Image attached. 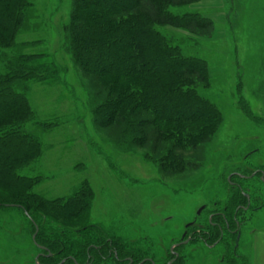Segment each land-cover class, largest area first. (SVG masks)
Wrapping results in <instances>:
<instances>
[{
	"label": "rangeland",
	"instance_id": "obj_1",
	"mask_svg": "<svg viewBox=\"0 0 264 264\" xmlns=\"http://www.w3.org/2000/svg\"><path fill=\"white\" fill-rule=\"evenodd\" d=\"M73 1L30 0L33 9L18 38L19 53L48 55L61 70L53 84L29 85L36 118L25 130L42 143L43 155L19 174L41 178L35 192L48 200L69 199L88 182L94 200L86 224L163 264L203 204H225L230 199L221 183L226 185L225 175L231 172L224 165L264 147V0H203L171 9L176 15L199 13L213 21L211 38L159 28L186 56L207 62L211 86L200 94L218 107L223 119L211 143L201 150L205 157L186 154L198 169L175 177L146 160L145 150H122L112 141L115 134L98 127L94 109L100 99L99 83L86 76L67 51L65 28ZM37 123L55 128L44 131ZM0 200L12 201L8 196ZM62 222L72 234L82 225ZM45 227L47 234L63 231L51 221ZM258 232L256 241L262 243L264 231ZM71 233L67 232V241H72ZM32 238L21 213L0 210V264H38L41 253ZM245 244L241 253L250 264H264V250L256 256ZM188 264L205 263L192 258Z\"/></svg>",
	"mask_w": 264,
	"mask_h": 264
},
{
	"label": "trees",
	"instance_id": "obj_2",
	"mask_svg": "<svg viewBox=\"0 0 264 264\" xmlns=\"http://www.w3.org/2000/svg\"><path fill=\"white\" fill-rule=\"evenodd\" d=\"M202 1L74 0L65 28L72 60L101 88L94 109L98 127L115 134L112 141L122 150H145L146 160L168 177L198 169L186 154L205 157L201 150L223 121L218 107L200 94L211 86L207 62L186 56L159 31L170 27L211 38L213 21L199 13L171 11ZM32 9L30 0H0V197L12 200H0V210L21 213L33 236L38 226L37 245L47 249L39 250L32 240L41 253L38 264H152L144 262L150 260L145 254L126 249L107 232L86 224L94 200L88 182L69 199L48 200L35 192L41 178L19 174L43 155L42 143L25 130L36 118L29 85L53 84L61 71L48 55L18 51V38L27 28ZM37 126L44 131L55 128L51 123ZM49 221L63 231L47 234ZM62 221L82 225L72 234ZM67 232L72 241H67ZM177 251L181 256L174 264H188L187 249ZM173 259L169 253L163 264ZM248 259L227 258V264H250Z\"/></svg>",
	"mask_w": 264,
	"mask_h": 264
},
{
	"label": "flooded vegetation",
	"instance_id": "obj_3",
	"mask_svg": "<svg viewBox=\"0 0 264 264\" xmlns=\"http://www.w3.org/2000/svg\"><path fill=\"white\" fill-rule=\"evenodd\" d=\"M224 169L231 170L226 185L221 182L230 199L225 204L201 206L174 245V253L170 252L176 260L181 256L177 250L185 247L189 260L198 258L205 264H227V258L239 261L245 257L242 243L246 241L245 247L252 250L258 231H264V147L249 151Z\"/></svg>",
	"mask_w": 264,
	"mask_h": 264
},
{
	"label": "water",
	"instance_id": "obj_4",
	"mask_svg": "<svg viewBox=\"0 0 264 264\" xmlns=\"http://www.w3.org/2000/svg\"><path fill=\"white\" fill-rule=\"evenodd\" d=\"M11 207H15V206H11ZM26 215L29 217L28 213H26ZM35 228H36V234L33 236V242H34L35 245L39 248V250L47 252V249H46V248L37 245L36 237H37V234H38V232H39V228H38L37 225H35ZM176 247H178V246H176ZM174 248H175V247H173L172 250H171L172 253H174ZM50 256H51V255L49 254V257H50ZM39 257H40V256H38L37 259H39ZM177 257H178V255H176V258H177ZM146 261H149V262H151L152 264H155L152 260H145L144 262H146ZM175 261H176V259L170 261L168 264H174Z\"/></svg>",
	"mask_w": 264,
	"mask_h": 264
},
{
	"label": "crops",
	"instance_id": "obj_5",
	"mask_svg": "<svg viewBox=\"0 0 264 264\" xmlns=\"http://www.w3.org/2000/svg\"><path fill=\"white\" fill-rule=\"evenodd\" d=\"M258 238H259V240L261 239L260 237H258ZM262 249L264 250V242H262V243L256 242V243H254V246L252 247V250L255 252L254 255H256V256L263 254V253L259 252Z\"/></svg>",
	"mask_w": 264,
	"mask_h": 264
}]
</instances>
